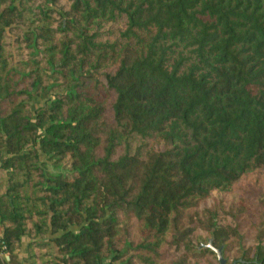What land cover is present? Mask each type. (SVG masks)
Instances as JSON below:
<instances>
[{"label": "trees", "instance_id": "obj_1", "mask_svg": "<svg viewBox=\"0 0 264 264\" xmlns=\"http://www.w3.org/2000/svg\"><path fill=\"white\" fill-rule=\"evenodd\" d=\"M212 249L264 264V0H0V264Z\"/></svg>", "mask_w": 264, "mask_h": 264}, {"label": "water", "instance_id": "obj_2", "mask_svg": "<svg viewBox=\"0 0 264 264\" xmlns=\"http://www.w3.org/2000/svg\"><path fill=\"white\" fill-rule=\"evenodd\" d=\"M207 247L211 248L210 242H209V245ZM212 250L216 253L217 258L219 260V263L220 264H226V260L222 256V250H215V249H212Z\"/></svg>", "mask_w": 264, "mask_h": 264}, {"label": "rangeland", "instance_id": "obj_3", "mask_svg": "<svg viewBox=\"0 0 264 264\" xmlns=\"http://www.w3.org/2000/svg\"><path fill=\"white\" fill-rule=\"evenodd\" d=\"M104 29H107V28H104ZM63 172H64V170H63ZM65 172H66V170H65Z\"/></svg>", "mask_w": 264, "mask_h": 264}]
</instances>
